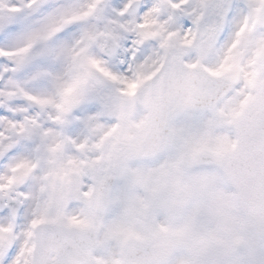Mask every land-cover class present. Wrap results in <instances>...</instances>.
<instances>
[{
  "label": "snow or ice",
  "instance_id": "6c2138e0",
  "mask_svg": "<svg viewBox=\"0 0 264 264\" xmlns=\"http://www.w3.org/2000/svg\"><path fill=\"white\" fill-rule=\"evenodd\" d=\"M0 264H264V0H0Z\"/></svg>",
  "mask_w": 264,
  "mask_h": 264
},
{
  "label": "clouds",
  "instance_id": "9594fccd",
  "mask_svg": "<svg viewBox=\"0 0 264 264\" xmlns=\"http://www.w3.org/2000/svg\"><path fill=\"white\" fill-rule=\"evenodd\" d=\"M117 190V187L114 185V187H113V191H116Z\"/></svg>",
  "mask_w": 264,
  "mask_h": 264
}]
</instances>
